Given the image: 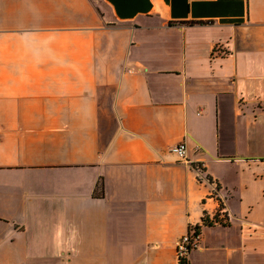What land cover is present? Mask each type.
I'll use <instances>...</instances> for the list:
<instances>
[{
	"label": "crops",
	"instance_id": "obj_1",
	"mask_svg": "<svg viewBox=\"0 0 264 264\" xmlns=\"http://www.w3.org/2000/svg\"><path fill=\"white\" fill-rule=\"evenodd\" d=\"M195 226L187 264H264V0H0V264H180Z\"/></svg>",
	"mask_w": 264,
	"mask_h": 264
},
{
	"label": "built area",
	"instance_id": "obj_2",
	"mask_svg": "<svg viewBox=\"0 0 264 264\" xmlns=\"http://www.w3.org/2000/svg\"><path fill=\"white\" fill-rule=\"evenodd\" d=\"M170 151L175 153L181 160L187 159V145L184 141L172 145ZM214 222H218V219H214ZM197 228V226L190 228V230L176 242L177 259L180 264H187L190 252L199 245L201 228L200 230Z\"/></svg>",
	"mask_w": 264,
	"mask_h": 264
},
{
	"label": "trees",
	"instance_id": "obj_3",
	"mask_svg": "<svg viewBox=\"0 0 264 264\" xmlns=\"http://www.w3.org/2000/svg\"><path fill=\"white\" fill-rule=\"evenodd\" d=\"M204 223L208 224V220L207 219H204ZM197 227H198L197 229L200 230L201 227L200 226H197Z\"/></svg>",
	"mask_w": 264,
	"mask_h": 264
}]
</instances>
